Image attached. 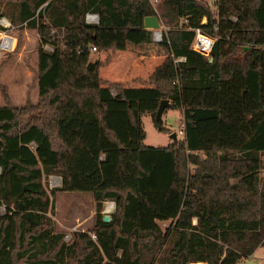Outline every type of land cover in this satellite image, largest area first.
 <instances>
[{
	"label": "trees",
	"instance_id": "1",
	"mask_svg": "<svg viewBox=\"0 0 264 264\" xmlns=\"http://www.w3.org/2000/svg\"><path fill=\"white\" fill-rule=\"evenodd\" d=\"M12 1L0 16L39 37L38 100L0 106V264H240L264 247V0H215L214 13L199 0H161L173 73L168 86L150 77L142 87L104 81L109 57L92 60L90 47L106 50L103 28L151 42L149 0ZM86 13L99 22L86 23ZM196 28L214 39L207 56L191 48ZM162 99L164 111L182 110L183 137L155 148L143 143L139 117L166 132L155 120ZM110 110L128 112L136 147L108 125ZM153 150L170 155L165 190L179 203L164 229L140 227L143 157ZM52 175L61 184L48 191ZM55 191L90 192L95 202L91 229L68 242L50 216ZM107 201L114 210L104 222Z\"/></svg>",
	"mask_w": 264,
	"mask_h": 264
},
{
	"label": "rangeland",
	"instance_id": "2",
	"mask_svg": "<svg viewBox=\"0 0 264 264\" xmlns=\"http://www.w3.org/2000/svg\"><path fill=\"white\" fill-rule=\"evenodd\" d=\"M149 1L160 22V27L157 30H151L152 41L162 45L165 42L154 40V33L156 31L161 34L162 38L163 33L168 28L165 19L161 17V0ZM199 1L209 6L213 13L215 12V0ZM12 2L14 1L0 0V13L10 12V4ZM2 17L7 18L6 15L0 16V18ZM3 21L8 23L6 19ZM201 22L205 23L204 18ZM10 23L11 27L0 31V33L3 32L14 38L13 49L9 51H0V106L6 104V99L16 107L28 106L30 104H35L38 100L37 49L39 46V37L35 29H28L21 24H14L11 21ZM112 33V29L103 28L101 30V37L108 46L111 44L109 38L112 37ZM58 37L61 38L62 35H58ZM124 40L120 39L114 41L110 45V48L114 47L113 49H115L118 42L123 43ZM212 40L214 41V39ZM162 47L163 51H165L166 47L164 45H162ZM44 48L46 50H51V46L49 45H44ZM106 51L107 49L105 51H98L96 49V51L90 52V57L92 60L96 58L105 59ZM168 58L169 57H166L165 60L167 61ZM100 76L104 81L107 80V82H124L122 84L126 87L150 85L149 82L131 84L129 81L125 83V79L122 75L120 73L116 75L112 67L107 65L101 68ZM129 77L127 78L128 80ZM162 80L164 82L161 81V84L165 85L166 82H168L166 86L170 85L169 76ZM112 92L115 93V90L112 89ZM135 117L138 118L136 114ZM139 120L146 135L143 143L147 146L155 148L165 147L183 137L182 110L180 109H168L167 111H163L162 126L167 128L166 132L160 131L155 127L152 117L148 113L140 115ZM107 122L109 126L117 130L118 136L126 145L133 147L137 146V130L130 124L127 111L110 110L107 115ZM124 126H128V128ZM172 133L175 134V137L170 136ZM102 147H105V139L102 142ZM143 165L145 169L149 171L150 176L145 179L146 190L143 193L140 207L144 211L153 212L154 215H156L154 216L153 222L158 223L161 228L164 229L171 223H174V218L179 209L177 195L175 193H167L165 190L171 176L170 155L162 150L147 151L143 157ZM260 175L264 179L263 168L260 170ZM151 181L154 182L152 183ZM43 184L48 191L60 186L59 184L51 185L49 176L43 178ZM51 199L53 201L54 210L50 216L55 223L56 230H62L66 233L65 236L68 234L71 236L73 231H87L91 229L93 215L95 213V202L90 192L55 191L54 194L51 195ZM104 209L105 203L102 210L103 214H105ZM159 217H165V219L162 220ZM65 241L68 242L69 238ZM240 264H264V247L259 248L253 256L251 255L241 259Z\"/></svg>",
	"mask_w": 264,
	"mask_h": 264
},
{
	"label": "crops",
	"instance_id": "3",
	"mask_svg": "<svg viewBox=\"0 0 264 264\" xmlns=\"http://www.w3.org/2000/svg\"><path fill=\"white\" fill-rule=\"evenodd\" d=\"M6 16L7 18L6 17L5 18L10 22L11 17H9V15ZM0 26L2 27L0 31L4 30V27L1 24ZM23 26L25 27V25ZM111 36L112 37L109 38L111 44L114 41L120 39L123 40L125 39V40L123 43L118 42L117 47H115V49H113L114 47H111L112 48L111 49L110 48L111 44H109L108 46L104 41L107 47L106 48L107 54L105 52V59L109 57L108 63L105 65L111 66L113 71H115L116 75L120 73L122 77L125 79V83H128L129 81L131 82V84L145 83V82H149L150 77H153V80H155L159 85L166 86L168 84V82H166L165 85L161 84L163 78H168V76L170 77L171 74L173 73V67L170 63V59L169 58L167 59L168 62L165 60L166 57H169V53H170L169 46L167 43L162 44L166 47L165 51H163L162 45H159L158 43H154L153 41L149 43H141L139 42V35L137 30L126 31L123 29H119L113 31ZM128 77L129 80L127 79ZM113 82L124 83L121 81L119 82L113 81ZM110 146H112V143L105 141V148H108ZM107 207L110 208V206L108 205ZM140 211H141L140 227L141 228L151 227L152 224L154 223L153 222L154 216L156 215H154L153 212L142 210L141 207H140ZM259 248L261 247L255 249L252 256L254 255L255 252L259 250ZM195 263L206 264L205 262H195ZM195 263L193 262L188 264H195Z\"/></svg>",
	"mask_w": 264,
	"mask_h": 264
},
{
	"label": "built area",
	"instance_id": "4",
	"mask_svg": "<svg viewBox=\"0 0 264 264\" xmlns=\"http://www.w3.org/2000/svg\"><path fill=\"white\" fill-rule=\"evenodd\" d=\"M6 18L2 17L0 18V24L4 27V30L11 27V23L8 21V23H6L5 20ZM85 22L88 24H97L99 22V16L96 13H86L85 14ZM183 22H186V20L184 19ZM1 38H0V51H9L11 49L14 48V38H12L11 36L1 32ZM154 40L155 41H162L161 38V34L156 31L154 33ZM214 41L208 37L203 35L200 30L198 28L195 29V37L194 40L192 42L191 48L203 55H209L210 50L213 46ZM47 46V45H45ZM90 51H96V47L91 46L90 47ZM264 169V167H263ZM49 181L51 185H56L59 184L60 185V178H58L57 176H49ZM110 204V208L107 207V205ZM114 209V202L113 201H107L105 202V209H104V213L105 214H110ZM93 238H95V235L92 236ZM68 238H70V235H66L65 236V240H67Z\"/></svg>",
	"mask_w": 264,
	"mask_h": 264
},
{
	"label": "water",
	"instance_id": "5",
	"mask_svg": "<svg viewBox=\"0 0 264 264\" xmlns=\"http://www.w3.org/2000/svg\"><path fill=\"white\" fill-rule=\"evenodd\" d=\"M143 26L146 29H150V30H157L160 27V22L159 19L156 15H147L144 17L143 19ZM211 60V59H210ZM169 101L167 99H162L158 105V108L155 112V120L156 122H158V124H162L163 120H162V113L164 111V109L169 105ZM171 137H175V134L172 133L170 135ZM58 178H60V184H61V177L57 176ZM110 214H104L103 215V221L104 222H108L110 221Z\"/></svg>",
	"mask_w": 264,
	"mask_h": 264
},
{
	"label": "bare ground",
	"instance_id": "6",
	"mask_svg": "<svg viewBox=\"0 0 264 264\" xmlns=\"http://www.w3.org/2000/svg\"><path fill=\"white\" fill-rule=\"evenodd\" d=\"M108 206H110V204H108ZM195 264H202V263H195Z\"/></svg>",
	"mask_w": 264,
	"mask_h": 264
}]
</instances>
